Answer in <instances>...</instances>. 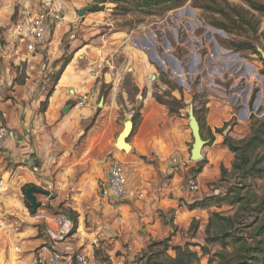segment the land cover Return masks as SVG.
Wrapping results in <instances>:
<instances>
[{
    "label": "crops",
    "instance_id": "1",
    "mask_svg": "<svg viewBox=\"0 0 264 264\" xmlns=\"http://www.w3.org/2000/svg\"><path fill=\"white\" fill-rule=\"evenodd\" d=\"M12 3L0 0V46L15 35L18 17L14 18ZM25 9L24 6L22 10ZM66 18L62 17L50 32L58 45V38L68 30V14ZM161 30L162 44L156 35L151 38L152 32L140 34L136 30L128 39L125 36L121 49L118 44L111 46L110 39L116 33L102 37L104 43L95 51L91 41L74 48L51 95L32 100L28 74L24 72V80L15 83L23 71L22 65L2 57L0 51V112L4 122L0 123L9 133L6 146L0 150V172L6 181L1 200L8 220H18L16 227L7 232L0 230V264H37L39 254L46 257L52 251L63 256L56 264H77L76 254L84 255L88 264H140L156 241L168 236L171 245L194 241L190 223H198L199 230L201 222L206 223L208 208L190 209L189 205L220 193L214 183L220 178L221 166L229 170L234 158L224 140L242 139L246 134L237 126H249L257 118L256 107H248L250 77L257 68L247 62L242 71L244 98L238 90L242 75L234 78V70L228 75L219 71L217 59L225 58L222 47L213 54L184 52L173 46ZM174 33L170 32L172 39ZM58 45L60 58L64 51ZM116 52L122 55V64L111 60ZM126 75L133 78L132 90L140 104L134 112L139 116L127 138L130 149L124 152L115 144L112 148L100 144L102 140L109 141L105 137L119 127L117 92L124 103H129L123 85ZM227 77H233L227 84L218 82ZM165 81L176 88L171 89ZM154 82L163 100L179 103L170 109L167 103L157 102L152 94ZM143 89L146 93L139 94ZM102 91H107L105 96ZM80 100L84 104L77 106ZM260 100L261 97L255 98L258 104ZM42 101H46L44 109H40ZM190 104L197 111L195 117L205 141L198 161L190 160ZM230 120H234V126L227 125L220 132V127ZM96 133L98 137H94ZM109 154L121 159L128 169V193L117 202L101 194ZM174 156L180 164L171 175H165L168 160ZM189 175L199 184L196 192H190L185 185ZM26 184L40 187L49 195L45 206L34 212L17 198L16 191ZM43 197L44 194H36L38 202ZM37 212H42L44 218H35ZM60 212L68 215V222L62 227L55 222Z\"/></svg>",
    "mask_w": 264,
    "mask_h": 264
},
{
    "label": "rangeland",
    "instance_id": "2",
    "mask_svg": "<svg viewBox=\"0 0 264 264\" xmlns=\"http://www.w3.org/2000/svg\"><path fill=\"white\" fill-rule=\"evenodd\" d=\"M23 0H12V7L14 11V18L16 19L18 17L19 11L24 9L26 11H30L34 9V3L35 0H25L26 4L23 5ZM24 1V2H25ZM60 8L61 17L66 15H69V19L67 22H69L68 30L65 33H62L58 40L60 41V44L54 43L55 38H49V61L45 63L40 62V58H31L26 61H21L20 59L15 60V62H18V64L22 65L23 71L21 73L22 76L25 75L24 72H26L29 78V84L31 86V94L30 99H34L35 97L42 96L45 97L48 94L49 89L51 88L52 82L49 79V75L51 74L52 68H54V64L60 65L61 58L66 57L68 55L73 54L74 48H77L78 46H83L89 41H91V47L95 51L97 50L104 42V37H107L108 35L116 33L113 37L110 39L112 42L111 46H116L118 44V48L124 46V44H121V42H124L126 40L125 36H127V39L132 33L136 30H138L141 33H149L152 32L151 38L156 35V39L158 42L162 44L163 42V29L165 31V34L169 37L171 40L170 43L173 44L177 49L178 47L183 49L184 52L195 50L197 52H200L202 54L211 52L212 54L217 50V47H222V53L225 54V58H219L217 59L220 68L219 71L224 72L225 75H228L230 73V70H234L233 77L235 78L238 75H242L241 81L238 80L239 85V94L246 97V87L245 83L243 81V76H245V73H243L244 67L246 68V63L249 62L251 65H255L257 70L254 71L253 68H250L251 71H254L253 74H251L250 81L252 82V92L255 94V97H261L260 103L253 102L252 106L258 107L260 111L263 109L262 101L264 97V74L260 73V70L264 67L263 62L261 61L260 55L255 54L251 51L247 50H240L236 51L233 49V46L230 45L231 42H237L242 41L245 39H253V43L256 47H260L264 50V17H258L259 24L257 26V31L255 33L251 32H245V31H234V32H225L222 29H219L215 26L210 25L208 22V18H212L210 15H207L209 13H206L202 11L201 9L194 8L191 6V1L188 0L183 7L175 8L170 11L164 12L161 15H150V16H142L138 13H134L133 15H120L117 13V10L115 9L114 4L110 3L109 0H106L104 3H96L95 5L99 6V8H102L98 12H90L85 11L82 17L78 16V10L80 8H83L87 5L93 4V0H55ZM101 1V0H100ZM99 1V2H100ZM228 2L231 5H238L242 6V2L240 0H228ZM5 2H1V5L3 6ZM39 4V3H38ZM61 6V7H60ZM245 6V5H243ZM191 8V9H190ZM16 13V14H15ZM215 17H218V15H214ZM258 16V15H256ZM63 22V20L61 21ZM177 23V24H176ZM146 24L145 26H142ZM171 26L170 29H166V26ZM179 25V26H178ZM140 26V27H139ZM139 28V29H138ZM65 29V28H64ZM63 29V30H64ZM52 31V28L50 29ZM177 32L174 33V37L176 34V38L172 39L170 36L171 31ZM50 31V32H51ZM135 34H133L134 36ZM214 36V39L211 38V36ZM132 36V38H133ZM103 37V39H102ZM137 42L141 41L140 39H135ZM177 42L182 43V45H176ZM2 42L0 41V44ZM164 43V42H163ZM142 42H140V45ZM56 45H58L59 49L64 51L63 55L58 58L59 53L58 49H56ZM57 47V48H58ZM146 47V46H141ZM87 48V47H86ZM121 49V48H120ZM50 50L52 51L50 53ZM94 54V53H93ZM76 56H74L75 58ZM58 58V59H57ZM111 60H114V63L116 65L122 64L123 57L120 55L119 52H116L114 56L111 57ZM129 60L126 62L128 63ZM241 69V70H240ZM25 70V71H24ZM233 77H227L224 80H218L222 81L221 83H228L230 80H232ZM231 78V79H229ZM221 79V78H220ZM197 80V79H196ZM195 80V81H196ZM133 78L131 75H126L123 78V85L126 90V96L127 100L129 101L128 104L124 103L122 100L121 93L116 94L115 98L117 99L118 103V120H119V127L116 130H113L108 134L106 140H102L101 146L105 143L108 145V148H112V144L115 143V139L118 135V133L122 130L125 121L129 120L131 121V117L134 114V112L137 110L138 105L140 104L139 101H136V94L134 95V91L132 90L133 84ZM172 83H168V86L170 87ZM174 85V84H173ZM153 91L152 94L158 95V85L156 82L152 85ZM171 88V87H170ZM168 94H170V89H167ZM139 94L142 93L144 95L146 93V90H141V92H138ZM245 93V94H244ZM170 96V95H169ZM99 100V99H98ZM97 101L95 102V108H97L96 105ZM193 103V102H192ZM187 107V106H186ZM255 111V110H254ZM260 111H256L257 118H254V120H262L261 117L264 116V114H260ZM2 114L0 112V121L3 122ZM253 120V121H254ZM234 120H230L228 123L224 124L222 127H220V132L227 126L232 125V122ZM252 121V122H253ZM251 122V123H252ZM236 126V125H235ZM250 127L252 126L249 125ZM248 125L241 124L240 127L237 126V128L242 131L243 134H246V136L250 133V128ZM244 136L243 138H245ZM94 137H98L97 133L94 134ZM242 138V139H243ZM233 139V138H232ZM239 140V139H234ZM103 147V146H102ZM259 154L263 157L264 162V149H261L259 151ZM101 157V156H100ZM112 159V154H109L106 156V161H110ZM234 159V158H233ZM104 162V163H105ZM232 167V164H231ZM231 168L227 170L225 174V178L221 182L218 180L216 183H214L215 188L223 194V192L227 191L231 186L233 185V181L231 178ZM238 179L236 178V181ZM245 184L246 187L241 189L239 191L240 195H247L249 193H253L256 195L257 198L264 197V178H255L253 180H243L242 185ZM22 187H20L17 192V198H19L22 202H24V196L22 194ZM13 191V190H12ZM256 199L253 203H251L250 207L247 210H240L241 215L238 218V223L236 224L237 229L241 230V235L247 234L261 219L263 216V212L258 213L257 218L254 217V213L250 210V208H253L255 206ZM215 210L218 212H222L223 214L232 215L235 212V207L227 206V205H213L211 207H208L207 210V219L206 223L208 221V217L211 214V212ZM206 223L201 222V228L197 230L198 226L196 223L195 227V221H192L189 226V232L194 237L193 242H187L190 244V249L195 251L199 257L200 264H209L210 260H213L212 264H216L218 262L217 253L222 251L232 252L233 248L230 245H227L225 249H222L219 244L216 242H206L205 241V226ZM193 227V228H192ZM216 230L213 229L211 233L215 232ZM249 234V233H248ZM204 246V249L202 248ZM168 253H170L172 256L174 255V252L172 250H168Z\"/></svg>",
    "mask_w": 264,
    "mask_h": 264
},
{
    "label": "trees",
    "instance_id": "3",
    "mask_svg": "<svg viewBox=\"0 0 264 264\" xmlns=\"http://www.w3.org/2000/svg\"><path fill=\"white\" fill-rule=\"evenodd\" d=\"M106 0H101L99 3H104ZM188 0H109L114 4L117 13L120 15H133L138 13L142 16L161 15L164 12L175 8L182 7ZM191 6L201 9L209 13L212 18H208L210 25L222 29L225 32L245 31L255 33L259 24L258 17H264V0H240L245 6L231 5L228 0H190ZM102 8L93 5L90 12H98ZM214 15H218L215 17ZM258 15V16H256ZM231 46L236 51L247 50L255 54H259L253 39H245L242 41L231 42ZM260 55V54H259ZM72 55L61 58L60 65L54 64L53 70L49 75L52 86L46 97H49L53 91V85L56 84L59 76L62 74L65 66L70 61ZM261 58V56H260ZM264 64V60L261 58ZM264 74V67L260 70ZM24 80V76L17 75L14 82L20 83ZM167 84L169 83L168 81ZM171 89L176 88L175 85L170 86ZM133 89V88H132ZM107 91H102V95H106ZM155 99L159 103H167L168 108H173V104L179 103L178 100L168 102L163 100L160 95L154 94ZM254 98V96H252ZM253 99L250 100V104ZM46 101L40 103V109H44ZM172 105V106H171ZM194 115L197 117V111L194 109ZM139 114L136 112L132 116L133 125L135 124ZM224 144L234 154V159L231 167V178L233 185L227 191L216 195H210L193 202L189 205L190 209L208 208L213 205H227L235 207V212L232 215H225L222 212L213 210L208 217L205 226V241L216 242L222 249L227 245L232 246V252L222 251L217 253L218 262L216 264H264V212L259 222L244 236L241 235V230L237 229L236 224L241 215L240 210H247L251 203L256 199V195L249 193L248 196L240 195L239 191L246 187L242 185L243 180H253L255 178H264V162L262 155L259 154L261 149H264V120H254L250 127V133L243 139L234 140L226 137ZM199 171V170H198ZM227 170L221 166L220 178L221 182L226 179L224 176ZM236 178L238 179L236 181ZM26 184L22 187L24 196V204L30 212H34L30 208V201L26 196V189L29 187ZM255 206L250 208L257 218L258 213L264 211V197L257 198ZM195 227L196 224H195ZM193 228V227H192ZM215 229L216 231L211 233ZM170 237L152 243L148 251L142 256L140 264H200L197 253L190 249V244L171 245ZM204 249V246H202ZM172 250L174 255L168 253ZM213 260L209 261L212 264Z\"/></svg>",
    "mask_w": 264,
    "mask_h": 264
},
{
    "label": "built area",
    "instance_id": "4",
    "mask_svg": "<svg viewBox=\"0 0 264 264\" xmlns=\"http://www.w3.org/2000/svg\"><path fill=\"white\" fill-rule=\"evenodd\" d=\"M59 11L60 8L55 0H35L33 10H22L19 12L18 18L14 23V38L12 41H7L0 46V51L2 52L1 56L10 61L20 59L24 62L28 59L38 57L42 64L48 62L50 29L61 20L62 17ZM252 96H254V98H252ZM255 98V94L252 92L250 100L253 99V101L250 104L249 100V108H252ZM83 104L84 102L80 100L77 106H82ZM262 105L263 109L261 111L256 107L254 112L260 111L261 115L264 114V97ZM8 140V129L0 123V150L6 146ZM179 164L180 160L178 157H170L164 174L171 175ZM105 173L107 178L102 184V196L113 202L123 200L128 193L127 165L121 159L114 157L108 163ZM185 185L190 192H196L199 189V184L193 175H189L186 178ZM5 189L6 181L0 172V230L7 232L9 229L18 225V220H8L9 217L3 210L1 194ZM48 201L49 195L44 194L40 206H45ZM35 218H44V214L42 212H37ZM55 222L60 227L64 226L68 222L67 213H58ZM62 258L63 256L60 252L52 251L46 257L39 254L36 258V262L37 264H56L60 262ZM74 259L77 264H88V260L84 255L76 254Z\"/></svg>",
    "mask_w": 264,
    "mask_h": 264
},
{
    "label": "water",
    "instance_id": "5",
    "mask_svg": "<svg viewBox=\"0 0 264 264\" xmlns=\"http://www.w3.org/2000/svg\"><path fill=\"white\" fill-rule=\"evenodd\" d=\"M100 0H93V4L87 5L83 8H80L78 10V16L82 17L85 11L91 10L93 5L96 3H99ZM257 52L260 54L261 58L264 60V50L261 49L260 47L256 48ZM103 98L99 100L98 106L100 107L102 105ZM67 109L65 108L64 111ZM188 126L191 130V134L193 137V142L191 145V150H190V160L191 161H198L202 158V149L205 146V141L202 139L201 134H200V126L198 124V121L194 115V108L193 105L190 104L188 107ZM133 129V123L132 121H125L124 126L122 130L118 133L116 139H115V146L116 148L122 150V151H128L130 149L129 144L127 143V138L131 134ZM121 141L122 147H120L119 142ZM26 196L28 197L30 201V208L33 211H36L38 207H40L41 203L37 201L36 199V194H45L47 195L48 192L45 191L44 189L37 187V186H30L26 189Z\"/></svg>",
    "mask_w": 264,
    "mask_h": 264
},
{
    "label": "bare ground",
    "instance_id": "6",
    "mask_svg": "<svg viewBox=\"0 0 264 264\" xmlns=\"http://www.w3.org/2000/svg\"><path fill=\"white\" fill-rule=\"evenodd\" d=\"M119 145H120V147H122L123 145H122V143H121V141L119 142Z\"/></svg>",
    "mask_w": 264,
    "mask_h": 264
}]
</instances>
